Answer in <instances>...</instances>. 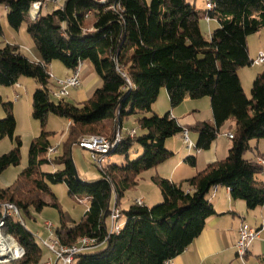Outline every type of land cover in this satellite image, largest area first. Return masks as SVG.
Wrapping results in <instances>:
<instances>
[{"label":"trees","instance_id":"16d2710c","mask_svg":"<svg viewBox=\"0 0 264 264\" xmlns=\"http://www.w3.org/2000/svg\"><path fill=\"white\" fill-rule=\"evenodd\" d=\"M37 2L43 8L52 0H0L10 26L18 29L27 23L40 55L39 60H32L18 44L0 45V85H14L21 76L34 78L39 87L32 97L33 116L43 127L49 114L70 120V125L63 151L53 156H48L53 147L50 132L43 129L32 141L28 166L13 184L0 186V219L5 203L15 204L24 222V215L31 216L32 211L41 212L47 206L60 209L50 183L65 182L69 194H86L90 204L79 223L61 211V223L54 227L56 236L64 245H73L82 237L100 244L77 254L75 264H164L181 254L216 214L210 200L214 188L226 186L249 209L264 205L262 165L255 158H245L252 148L250 141L264 138V69L254 79L251 98L239 75L240 68L254 63L248 37L264 30V0H212L213 7L206 9H198L189 0H63L52 12L42 14L41 8L33 17L30 10ZM89 11L95 17L93 26L86 21ZM204 19L219 23L210 38L201 27ZM54 60L72 72L90 60L102 86L80 103L55 100L49 87V67ZM163 87L173 106L187 97H210L215 123L205 120L184 125L170 112L164 116L154 112L153 103ZM4 106L0 141L9 136L16 145L0 155V175L20 163L22 146L15 134L13 105ZM134 114L140 115L143 133L125 138L110 152V156H123V162L110 161L101 168L100 178L82 180L76 173L73 147L89 135L113 137L114 132L101 134L105 121L117 120L123 127L124 118ZM229 119L236 120V127L227 157L180 182L152 177L163 201L153 206L134 201L121 209L119 220L125 221L119 232L109 235L113 195L119 207L120 199L138 184L144 171L174 155L167 149L169 138L193 129L198 133L196 149L207 150ZM136 145L143 151L131 159ZM186 160L196 165V155ZM44 163L59 168L47 172L42 169ZM21 218L7 216L3 232L12 235L25 253L16 261L0 264H40L49 255Z\"/></svg>","mask_w":264,"mask_h":264},{"label":"rangeland","instance_id":"374dc122","mask_svg":"<svg viewBox=\"0 0 264 264\" xmlns=\"http://www.w3.org/2000/svg\"><path fill=\"white\" fill-rule=\"evenodd\" d=\"M189 1L194 3L198 9L207 8L208 0ZM62 3L63 0L59 4L50 2L48 6H44L42 8V14L52 12L54 9L59 8ZM3 8L4 5L0 3V25L2 28V32H0V45L4 46L6 43L18 44L22 53H24L30 59L34 60V55H36L38 51L32 36L28 32L27 23L23 22L18 29L13 28L8 23L7 12ZM34 9L35 8L33 6L30 10L31 15L33 14ZM204 20H209V22L211 23V28H208V32L205 33V36L207 38H210L212 31L218 27L219 23L216 19ZM204 20L202 22L203 24ZM86 21L88 23V26H93L95 21L94 15L90 14L89 17H87ZM203 30H205V28H203ZM262 32L264 34V31L262 30L257 33L251 34L248 37V45L250 47L249 54L251 59L254 61L259 55V50L264 49V35H262L263 37H259ZM263 69L264 64H256L255 62L252 65H248L239 69L241 70L240 74L243 78V88L245 90L246 87L247 93L246 91L245 93L249 98H251V88L254 79L257 74ZM49 70L52 73L54 72V77H52L49 82V87L52 89L55 88V83L58 78H64L73 73L72 70L68 69L59 60H54L51 63ZM252 75H254L255 77ZM80 78L82 82L81 86L71 88L69 90V95L66 97L67 101L72 103H80L84 100H87L89 97H91L94 91L103 84L102 78L98 75L90 60H85L83 62V65L80 69ZM38 87V82L34 78L29 76H21L19 82L14 85H0V119L6 116V110L4 105L12 103L13 113L17 120L15 134L16 136H20L22 140V146L20 149V163L18 165H11L7 167L1 173L0 186L2 187H7L13 184L14 181L18 178L19 174L28 166L29 151L32 141L41 134L43 129L50 132L48 139L52 143V145L58 147L59 152L63 151V143L67 138L70 124H68V119L64 117L49 114L47 118V123L43 127L41 121L33 116L32 97ZM16 94L20 95V98L18 100L14 99ZM196 109H198L199 111H197ZM153 111L159 114L160 116H164L166 113L170 112L172 116L178 118L179 122L183 123L184 125L186 123L188 125L193 124L197 119H201L202 121L206 120L211 124L215 123L210 97H204L200 99H192L188 97L180 104L173 106L171 104L166 87L161 88L157 100L153 103ZM148 115H150V113H148ZM139 116L140 115L134 114L124 118V132L136 128L138 134L143 133L144 130L140 127L138 121ZM230 124H232L231 128H229ZM105 125L106 129L101 134L109 135L112 132H114L115 134L118 132V130L121 131L115 120H107L105 121ZM222 127V134L223 131H234L236 127V120L232 119L231 121L229 119L225 122ZM100 129L101 128L99 127L98 130ZM189 131L190 139L194 143L193 137L195 131L193 129H190ZM260 140L264 144V138ZM230 141L232 143V139ZM257 142L258 141L256 139H252L250 141L251 146L254 147ZM169 143L170 144L167 145V149L173 151L174 155L167 161L158 165V167L144 171L138 178V184L129 188L125 192L124 196L120 199L119 208H128L138 198L145 199L146 205L148 206H153L163 201V195L161 193L160 187L157 183L153 181L152 177L158 176L171 180L172 178L169 175V171L175 163L174 160L177 157L176 155L181 156L182 151L184 153H187L189 150H193V152L196 151V142L194 143L193 147L189 148V146L184 143L183 133H178L172 136L170 138ZM15 145L16 141L13 138L9 136L5 137L0 141V155L7 153L12 148H14ZM142 151V147L136 145L130 153V158H137L142 153ZM189 155L195 154L190 153L186 156V158ZM227 155H225L221 159H224L225 157H227ZM254 157V148L248 150L245 153V158L249 159ZM72 158L77 169V173L82 180L90 181L96 180L101 177V167L92 160L88 151L81 149L78 146H75L72 149ZM123 160V156L119 154H114L106 159V161L102 164V168H104L106 164L110 161L120 163L123 162ZM187 163L189 164L188 166L191 165L189 162ZM55 168H59V166H56L53 163H44L42 165V169L47 172H52ZM50 188L58 198V201L60 203V209L53 206H47L41 212L32 211L31 216L24 215L26 225L35 233L40 232L42 234L41 237H37V240L43 247L45 254L49 253V250L45 246L42 238H50L49 233L45 227V222L49 221L55 227L59 226L61 223L62 211L69 220L71 219L79 223L82 220L90 204L89 197L86 194H69V189L65 182L50 183ZM112 204L113 206L116 205L115 194L113 195ZM124 221V218L120 220L121 225L124 223ZM248 222L249 224H257L256 220H252V218L249 219ZM2 233L7 238V241L10 242L6 233L3 232V227ZM53 257L55 258L54 253Z\"/></svg>","mask_w":264,"mask_h":264},{"label":"crops","instance_id":"0c3cea01","mask_svg":"<svg viewBox=\"0 0 264 264\" xmlns=\"http://www.w3.org/2000/svg\"><path fill=\"white\" fill-rule=\"evenodd\" d=\"M3 9H5L7 12L5 6ZM202 22L201 27L202 29L205 28V30L203 31L206 33L208 32L207 29L211 28V23L209 22V20H204V24ZM262 35H264L263 32L259 37H263ZM262 51H264V49H260L259 53ZM34 58V60L40 59L39 52L34 55ZM240 71L241 70H239V75L242 81L243 78L240 74ZM245 91L247 93L246 87ZM196 110L199 111L198 109ZM230 120L232 121V119ZM198 121L202 120L197 119L195 123ZM68 124H70V120H68ZM185 125L188 124L186 123ZM231 127L232 124L229 125V128ZM221 130L217 139L213 142L209 149H196V151L194 152L193 150H189L187 153H184L182 151L181 156L176 155L177 157L175 156L176 158L174 160L175 163L169 171V175L172 178L171 180H174L176 182L183 181L186 178L195 175L198 171L205 169L209 163L221 160V158L227 155L229 148L232 145L230 141L231 138H229L227 134L233 131H223L222 134ZM197 138L198 133L195 131L193 137L194 143L197 142ZM169 141L170 138L167 140V145L170 144ZM257 141L258 142L255 144V146L252 147L255 149L254 158H264V144L263 142H261V140ZM190 153H194L196 155L197 161L195 166H188L189 164L187 163L188 161L186 160V156ZM183 160L186 162H184ZM216 189L217 190L215 195L210 199L214 205L216 214L210 216L207 219L205 227L201 234L181 254L172 259L173 264H263L262 255L264 254V205L259 206L255 209H249L244 200L234 199L231 196L230 190L226 186H218ZM142 200L143 203L146 204L145 199ZM251 218L252 220H256L257 224H250L259 229L260 234L259 237L255 239L250 245L248 253L245 257V261L243 262L237 256L236 242L239 238V229L241 225L243 223L249 224L248 220Z\"/></svg>","mask_w":264,"mask_h":264},{"label":"built area","instance_id":"2783aa9c","mask_svg":"<svg viewBox=\"0 0 264 264\" xmlns=\"http://www.w3.org/2000/svg\"><path fill=\"white\" fill-rule=\"evenodd\" d=\"M62 0H52V2L59 4ZM105 1V0H101ZM35 13L32 14L34 17L38 11L42 8L41 3H34ZM46 6V4L44 5ZM213 2L212 0L207 1V8H212ZM92 14L91 11L88 12L87 16ZM256 64H264V51L260 52L257 59L254 61ZM82 64L78 67L77 70L73 71L71 75H68L64 78H58L55 83V88H51L50 94L53 98L57 100L65 99L69 95V90L71 88H76L81 86V78H80V69ZM127 82L130 84V79L126 76V73L123 72ZM54 77V74L51 73V78ZM20 95H15V100H18ZM117 122V120H115ZM118 125V124H117ZM119 126V125H118ZM117 133L114 134L113 137H107L102 135H90L82 138L78 141L77 146L81 149H84L89 152L92 160L98 164L102 168V164L106 161V159L110 156L111 150L121 143L125 138H134L138 131L136 128H133L127 132H124L123 127L119 126ZM229 138H233L234 135L232 132L228 134ZM184 143L189 146V148L194 146V143L190 139L189 130L185 129L183 132ZM58 147H51L48 152V156H53L58 153ZM259 164L262 165L261 176L264 180V158L260 157L257 159ZM217 188V187H216ZM216 188L213 189L211 197H213L216 193ZM137 203L143 204L142 199H137ZM4 214L0 219V234L2 235L4 248L6 249V254L0 255V263H11L23 257L25 250L24 248L17 242V240L10 234H6L10 240L7 241V238L2 233V227L5 224V218L9 215L15 216L17 218H21L19 209L13 203H5L4 204ZM120 214L121 209L117 206H114L110 216V231L109 235L113 232L120 231ZM22 223L24 224V220L21 218ZM45 227L49 233L50 238L44 239L42 238L45 246L49 250V255L45 260L40 262V264H75V257L82 251L92 250L99 246L100 244L96 243L95 239L82 237L73 245H64L61 243L59 238L56 236L54 231V225L47 221L45 222ZM37 237H41L39 232L35 233ZM260 230L256 227L243 223L239 229V238L236 242V251L237 256L244 262L245 257L248 253V249L252 242L259 237ZM53 253L55 254V258L53 257ZM164 264H173L172 260L166 261Z\"/></svg>","mask_w":264,"mask_h":264},{"label":"bare ground","instance_id":"6f19581e","mask_svg":"<svg viewBox=\"0 0 264 264\" xmlns=\"http://www.w3.org/2000/svg\"><path fill=\"white\" fill-rule=\"evenodd\" d=\"M36 10L33 11V13H35ZM4 242H3V238L2 235L0 234V255H4L6 254V249L4 248Z\"/></svg>","mask_w":264,"mask_h":264},{"label":"water","instance_id":"95a60500","mask_svg":"<svg viewBox=\"0 0 264 264\" xmlns=\"http://www.w3.org/2000/svg\"><path fill=\"white\" fill-rule=\"evenodd\" d=\"M75 165V164H74ZM75 169H76V167H75ZM76 173H77V169H76ZM78 174V173H77Z\"/></svg>","mask_w":264,"mask_h":264}]
</instances>
